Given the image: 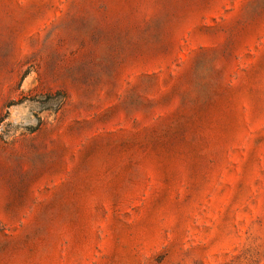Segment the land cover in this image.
<instances>
[{
  "label": "rangeland",
  "instance_id": "1",
  "mask_svg": "<svg viewBox=\"0 0 264 264\" xmlns=\"http://www.w3.org/2000/svg\"><path fill=\"white\" fill-rule=\"evenodd\" d=\"M0 264H264V0H0Z\"/></svg>",
  "mask_w": 264,
  "mask_h": 264
}]
</instances>
